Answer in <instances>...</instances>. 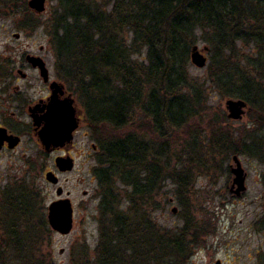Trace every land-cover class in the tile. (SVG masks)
<instances>
[{"label": "trees", "instance_id": "trees-1", "mask_svg": "<svg viewBox=\"0 0 264 264\" xmlns=\"http://www.w3.org/2000/svg\"><path fill=\"white\" fill-rule=\"evenodd\" d=\"M108 1L110 13L100 11L88 0H60L61 37L56 47L64 80L78 85L85 98L86 121L97 142L99 167L94 175L106 224L101 229L94 264H185L194 246L204 239L201 228L185 247L177 233L157 231L150 209L165 175L172 177L182 202L190 193L188 174L184 170L166 174L161 158L153 156L134 128L135 120L139 113L143 120H151L160 138L166 127H187L205 104L188 73L197 32H205L216 56L223 52L234 56L237 42L252 41L264 47V0ZM135 51H145L144 64L133 60ZM226 62L214 73L218 84L229 96L254 106L261 122L263 82L246 76L240 68L226 67ZM128 127L131 130L121 135V129ZM107 128L117 135H105ZM211 140L216 144L213 137ZM257 147L246 149L251 153L250 149ZM116 181L124 187L129 206L126 210L121 209L123 201L118 198ZM18 186L8 190L0 204L7 226L4 232L15 242L22 264H53L48 254L30 250L35 242H45L51 236L44 217L37 225H30L35 203L41 204L40 194ZM29 195L35 197L31 202L27 200ZM146 204L150 213L139 216L136 209ZM132 208L136 219L129 216ZM4 251L0 246V264H6Z\"/></svg>", "mask_w": 264, "mask_h": 264}, {"label": "rangeland", "instance_id": "rangeland-1", "mask_svg": "<svg viewBox=\"0 0 264 264\" xmlns=\"http://www.w3.org/2000/svg\"><path fill=\"white\" fill-rule=\"evenodd\" d=\"M29 1L0 0V62L21 60L22 53L19 50L23 49L40 54V46H47L50 42L52 53L48 57L51 62L57 61L59 64L56 39L59 42L61 37L59 17L63 9L60 0H48L42 14L30 10ZM88 1L96 4L95 8L100 11H111V3H107V0ZM15 34L20 35L19 40L14 37ZM197 37L195 46L207 58V65L198 68L190 59L188 73L191 83L203 94V111L200 109L198 115L183 129L166 127L163 138L159 137L151 120L142 119L141 113H137L135 120L137 126L134 128L142 134V140L153 156L158 160L161 158V168L165 167L166 174L184 170L190 181V193L181 202L176 194L177 185L171 176L165 175L161 191L159 194L155 191L153 195L150 209L152 219L157 231H171L182 236L185 247L190 242V236L196 233L197 228H201L204 239L194 246L185 264H206L210 260L213 263L220 261L221 264H264V117L258 122L255 107L248 104L241 120L229 119L226 102L241 99L229 96L214 75L219 72L217 66L228 61L226 67L240 68L246 76H255L264 84V47L252 41L237 42L234 56L230 52L216 56L205 39V32L198 31ZM135 52L133 60L144 64L145 51ZM63 81L73 94L79 115L85 121L75 135L74 143L62 153L64 157L68 153L75 158L74 170L59 174L55 171L52 158H48L47 162L27 163L6 162L1 157L0 204L4 194L18 185L33 189L40 194L38 201L41 204L35 203L36 211L34 209L30 225H37L43 217L47 221L48 206L59 199L56 195L58 187L45 178L46 172L54 171L64 190L62 198H69L74 207L73 230L69 235L62 236L49 227L50 238L45 242L43 239L35 242L30 250L37 254H48V261L53 264H94L95 252L101 242V229L106 224L101 213L100 186L94 175V170L99 167V154L92 147L97 142L86 121V101L80 88L64 78ZM185 91L188 93V88ZM130 130V127L121 129V135ZM103 133L117 135L116 131L109 128ZM212 137L216 144L211 140ZM253 145L258 147L254 151L250 149L252 152L249 153L246 148ZM29 153L33 155L35 152ZM177 155L179 158H176ZM234 156L239 158L247 175V190L240 197L230 192L234 178L231 168L236 167ZM116 185L120 188L118 198L123 201L121 209L126 210L129 206L123 193L124 187L120 181H116ZM28 193L31 194L30 190ZM28 197L30 202L35 198L34 195ZM174 208L177 213L172 212ZM129 211L130 218L136 219L133 208ZM136 212L139 216L150 213L147 204L137 208ZM6 227L0 206V246L5 248L2 257L6 264H22L15 242L4 232Z\"/></svg>", "mask_w": 264, "mask_h": 264}, {"label": "flooded vegetation", "instance_id": "flooded-vegetation-1", "mask_svg": "<svg viewBox=\"0 0 264 264\" xmlns=\"http://www.w3.org/2000/svg\"><path fill=\"white\" fill-rule=\"evenodd\" d=\"M58 43L56 39V45ZM19 52L22 53L21 60L0 62V158L4 157L6 162L27 163L47 162L48 158H52L55 163L58 158L64 157L62 153L74 143L75 135L85 123L84 117L79 115L76 100L63 81L60 64L51 62L48 57L52 53L50 42L47 46H40V54L27 49ZM30 57L40 59V64L30 61ZM68 100H73L79 119L74 139L64 147L59 143L47 144L42 136L45 132L61 128L62 111ZM87 124L93 135L90 122ZM92 148L97 150L94 145ZM19 150L22 153L18 154ZM31 151L35 153L32 155L29 153ZM65 157H71L75 162L70 154L65 153ZM55 169L59 174H65L57 170L56 164ZM49 172L55 173L49 170L45 178ZM217 263L210 260L206 264Z\"/></svg>", "mask_w": 264, "mask_h": 264}, {"label": "water", "instance_id": "water-1", "mask_svg": "<svg viewBox=\"0 0 264 264\" xmlns=\"http://www.w3.org/2000/svg\"><path fill=\"white\" fill-rule=\"evenodd\" d=\"M47 1L48 0H30L28 2V7L35 13L42 14L46 10ZM15 36L16 38L20 37L19 34H16ZM205 51H208L207 48H205ZM30 61L36 64H40L41 62L40 59L33 57H30ZM191 61L198 68H205L207 65V58L199 51L198 47L196 46L192 50ZM226 109L229 112V119L241 120L248 109V104L244 100H228L226 102ZM78 127L79 119L77 117L76 108L73 105V100H68L64 103L61 128H59L57 131L53 130L54 132H45L42 138L44 139V142H47V144L50 143L58 145L59 143L61 147H64L66 144H71L74 139V132ZM233 161L236 164V167H232L231 169L234 179L230 192L235 196L240 197L247 189V175L237 156L233 157ZM55 164L57 170L60 173L71 172L75 167L74 159L71 157L58 158ZM46 181L52 185L58 186L56 195L59 198L48 206L47 221L49 227L53 232L62 236H67L72 232L74 226V207L69 198H62L64 196V190L59 185L60 179L55 173H47ZM66 195L68 196L69 194ZM172 212L177 213V209L174 208ZM217 264H221V262L218 261Z\"/></svg>", "mask_w": 264, "mask_h": 264}]
</instances>
